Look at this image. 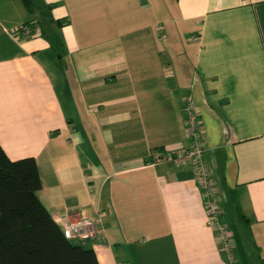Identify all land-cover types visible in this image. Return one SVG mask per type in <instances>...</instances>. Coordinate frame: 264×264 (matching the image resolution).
Instances as JSON below:
<instances>
[{"label":"crops","instance_id":"crops-1","mask_svg":"<svg viewBox=\"0 0 264 264\" xmlns=\"http://www.w3.org/2000/svg\"><path fill=\"white\" fill-rule=\"evenodd\" d=\"M35 1L62 52L0 0V146L36 160L51 217L100 210L74 240L99 264H228L193 168L150 165L190 145V99L235 264H264V0Z\"/></svg>","mask_w":264,"mask_h":264},{"label":"trees","instance_id":"trees-1","mask_svg":"<svg viewBox=\"0 0 264 264\" xmlns=\"http://www.w3.org/2000/svg\"><path fill=\"white\" fill-rule=\"evenodd\" d=\"M31 14L39 12V27L56 54L62 52L59 36L44 26L60 29L66 20H53L50 6L21 0ZM164 154V153H162ZM41 180L32 157L10 160L0 146V264H99L95 252L68 240L61 227L38 199Z\"/></svg>","mask_w":264,"mask_h":264},{"label":"built area","instance_id":"built-area-1","mask_svg":"<svg viewBox=\"0 0 264 264\" xmlns=\"http://www.w3.org/2000/svg\"><path fill=\"white\" fill-rule=\"evenodd\" d=\"M35 31L37 34L36 28L33 29L27 25L19 28L16 35L28 38L34 36ZM183 115L185 132L190 145L175 152L154 154L151 157L150 165L173 163L176 166H191L193 168L195 180L201 190L207 216V226L216 232L220 251L227 259L228 264H235L234 238L231 231L221 221L222 208L216 199L215 182L204 161L203 135L200 128L199 112L192 100L189 99L185 102ZM95 215V217H88L77 212H66L54 221L59 223L68 240L87 241L95 236L96 224L102 222V212L97 210Z\"/></svg>","mask_w":264,"mask_h":264},{"label":"rangeland","instance_id":"rangeland-1","mask_svg":"<svg viewBox=\"0 0 264 264\" xmlns=\"http://www.w3.org/2000/svg\"><path fill=\"white\" fill-rule=\"evenodd\" d=\"M72 242L76 244V241H72Z\"/></svg>","mask_w":264,"mask_h":264}]
</instances>
